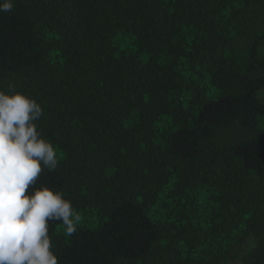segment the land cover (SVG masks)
I'll list each match as a JSON object with an SVG mask.
<instances>
[{
    "label": "trees",
    "instance_id": "obj_1",
    "mask_svg": "<svg viewBox=\"0 0 264 264\" xmlns=\"http://www.w3.org/2000/svg\"><path fill=\"white\" fill-rule=\"evenodd\" d=\"M0 90L43 108L58 264H264V0H13Z\"/></svg>",
    "mask_w": 264,
    "mask_h": 264
},
{
    "label": "clouds",
    "instance_id": "obj_2",
    "mask_svg": "<svg viewBox=\"0 0 264 264\" xmlns=\"http://www.w3.org/2000/svg\"><path fill=\"white\" fill-rule=\"evenodd\" d=\"M13 8V0H0V12ZM42 116L30 95L12 85L0 90V264H58L50 222L60 221L70 237L82 220L64 192L39 182L59 164L53 143L38 131Z\"/></svg>",
    "mask_w": 264,
    "mask_h": 264
}]
</instances>
